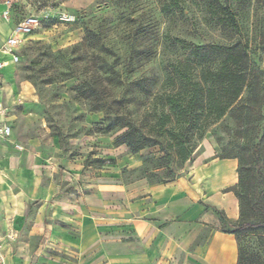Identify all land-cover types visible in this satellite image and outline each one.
Masks as SVG:
<instances>
[{
    "label": "rangeland",
    "instance_id": "1",
    "mask_svg": "<svg viewBox=\"0 0 264 264\" xmlns=\"http://www.w3.org/2000/svg\"><path fill=\"white\" fill-rule=\"evenodd\" d=\"M5 1L0 0V12ZM9 1L10 19L7 24L0 20V30L7 32L28 15H38L41 24L20 49V61L9 72L13 74L5 76L12 83L0 78V98L12 129L9 141L0 144L13 146L22 157L30 144L44 157L55 154L77 166L83 183H87L86 173L111 169L122 157L130 160L121 169L120 178L109 183L175 181L184 176L207 137L221 155L237 158L240 154L245 140L240 125L228 115L213 123L204 122V115L200 117L188 133L192 153L183 163L164 135L160 145L134 153L122 143L126 128L109 127L104 110L117 100L112 110L131 118L138 135H151V115L158 109L153 100L169 90V79L179 76L172 65L185 62L190 65L185 68L186 76L199 74L201 67L195 66L189 54L194 47L201 48L206 65L214 69L223 60L221 49L239 40L248 45L250 61L264 79V0ZM227 6L236 13L238 31L217 23L219 8ZM84 80L99 84L97 97L104 109H93L96 95L78 97L74 88ZM201 127H205L203 132ZM61 175H65L62 167L53 181L62 191L72 193L74 182L62 181ZM248 182L246 211L251 220L256 216L253 204L264 189V166L256 167ZM31 208L29 203L25 219L31 217ZM20 238L35 251L44 244V254L34 252L18 264H57L63 257L46 238L29 237L28 233ZM235 238L249 255L259 252L257 235ZM0 264H4L1 258Z\"/></svg>",
    "mask_w": 264,
    "mask_h": 264
},
{
    "label": "crops",
    "instance_id": "2",
    "mask_svg": "<svg viewBox=\"0 0 264 264\" xmlns=\"http://www.w3.org/2000/svg\"><path fill=\"white\" fill-rule=\"evenodd\" d=\"M9 30L0 32L6 37ZM0 58L6 62L0 74L5 80L15 65L8 56L0 53ZM3 121L9 124L6 116ZM34 147L30 144L22 157L13 146L0 144L4 264H18L34 252L44 254V244L35 251L20 238L24 233L54 244L63 253L57 264H237L235 237L220 221L223 214L229 227L239 219L232 191L238 183L237 160L217 157L218 147L210 138L204 139L183 177L155 184L109 183L120 178L130 157L111 169L86 173L83 183L76 165L55 154L44 157ZM61 167L62 181L74 182L72 193L53 181ZM29 203L32 214L25 219Z\"/></svg>",
    "mask_w": 264,
    "mask_h": 264
},
{
    "label": "trees",
    "instance_id": "3",
    "mask_svg": "<svg viewBox=\"0 0 264 264\" xmlns=\"http://www.w3.org/2000/svg\"><path fill=\"white\" fill-rule=\"evenodd\" d=\"M219 10L217 23L229 30L238 31L239 22L231 7H220ZM200 50L201 48L194 47L189 53L196 61L195 66L201 67L194 78L191 77L192 74L185 75V68L190 66L187 63L178 61L172 65L175 74L179 76L175 80L169 79V90L156 95L153 100L158 109L154 108L151 115V135H138V128L131 118L119 110H112L111 107L118 103L115 99L111 101V107L108 104L107 110H104L105 118L109 127L126 128L122 143L127 144L134 153L160 145V136L164 135L183 163L190 160L192 153L188 133L202 115L204 122L212 123L228 115L240 125V134L245 140L240 154L237 158L220 153L217 156L237 160L238 183L232 191L238 199L239 219L229 227L225 226L223 214L220 215V221L225 232L234 237L246 233L258 236L259 252L250 255L238 246V238H235L237 264H264V189L259 194L257 203L253 204L255 218L250 220L246 211V201L250 193L248 176L256 167L264 166V79L250 61L248 45L239 40L221 49L223 60L214 69L206 65L207 57ZM98 85L95 81L84 80L74 90L81 99L96 95L93 98V109L102 110L106 106H101L97 97ZM204 130L205 127L199 129L202 132Z\"/></svg>",
    "mask_w": 264,
    "mask_h": 264
},
{
    "label": "built area",
    "instance_id": "4",
    "mask_svg": "<svg viewBox=\"0 0 264 264\" xmlns=\"http://www.w3.org/2000/svg\"><path fill=\"white\" fill-rule=\"evenodd\" d=\"M11 2H4V9L0 12V20L6 24L10 19ZM41 20L38 15H28L15 23L6 37L0 32V53L8 56L10 63L16 65L20 61L19 51L25 45L27 37L39 28ZM6 65L5 60L0 58V74ZM5 108L0 102V139L9 141L12 129L8 123L3 121Z\"/></svg>",
    "mask_w": 264,
    "mask_h": 264
}]
</instances>
